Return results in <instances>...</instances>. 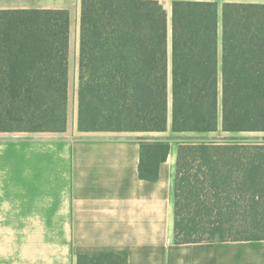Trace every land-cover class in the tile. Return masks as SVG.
I'll return each instance as SVG.
<instances>
[{
  "label": "trees",
  "instance_id": "obj_1",
  "mask_svg": "<svg viewBox=\"0 0 264 264\" xmlns=\"http://www.w3.org/2000/svg\"><path fill=\"white\" fill-rule=\"evenodd\" d=\"M69 41L67 9H0V132L65 131ZM77 100L80 131L229 134L179 143L174 239H264V137H233L264 133V3L81 0ZM139 143L154 180L169 143Z\"/></svg>",
  "mask_w": 264,
  "mask_h": 264
},
{
  "label": "crops",
  "instance_id": "obj_2",
  "mask_svg": "<svg viewBox=\"0 0 264 264\" xmlns=\"http://www.w3.org/2000/svg\"><path fill=\"white\" fill-rule=\"evenodd\" d=\"M208 1L219 9L264 3ZM80 2L0 0V9L69 11L68 98L71 81L77 94ZM77 116V101L71 110L68 102L63 132H0V264H77L81 255L101 253L125 254L127 264H264V239H174L179 143L221 130L92 136L78 129ZM141 137L169 143L154 180L139 176Z\"/></svg>",
  "mask_w": 264,
  "mask_h": 264
},
{
  "label": "rangeland",
  "instance_id": "obj_3",
  "mask_svg": "<svg viewBox=\"0 0 264 264\" xmlns=\"http://www.w3.org/2000/svg\"><path fill=\"white\" fill-rule=\"evenodd\" d=\"M165 7L167 8L168 11H170V8L168 7V0H161ZM76 39L74 37H72L71 42L72 45H75V41ZM77 86H78V81H77ZM74 84L73 81L70 82V94H69V98H68V102H69V109L71 110V107L73 106V103L75 101H77V114H78V100H77V94H74ZM83 133H88L92 136H107V135H111L113 133L119 134V133H124V132H116V131H81ZM127 132V131H126ZM227 134H222L221 131L220 132H216L213 135L209 136L210 137H224ZM233 137H249V138H257L260 139L262 137H264V134L261 132H253V133H243V134H238L235 135ZM248 232H250V230H248ZM253 233V232H252ZM237 236V234H230L229 237H235Z\"/></svg>",
  "mask_w": 264,
  "mask_h": 264
}]
</instances>
